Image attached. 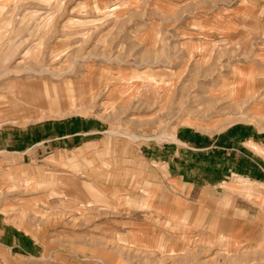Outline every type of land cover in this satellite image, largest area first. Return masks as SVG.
<instances>
[{
    "label": "rangeland",
    "instance_id": "rangeland-1",
    "mask_svg": "<svg viewBox=\"0 0 264 264\" xmlns=\"http://www.w3.org/2000/svg\"><path fill=\"white\" fill-rule=\"evenodd\" d=\"M0 264H264V0H0Z\"/></svg>",
    "mask_w": 264,
    "mask_h": 264
}]
</instances>
